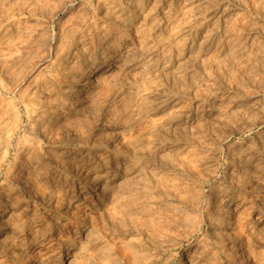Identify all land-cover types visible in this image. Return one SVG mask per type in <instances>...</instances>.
<instances>
[{
	"label": "rangeland",
	"instance_id": "1",
	"mask_svg": "<svg viewBox=\"0 0 264 264\" xmlns=\"http://www.w3.org/2000/svg\"><path fill=\"white\" fill-rule=\"evenodd\" d=\"M262 4L0 0V264H264Z\"/></svg>",
	"mask_w": 264,
	"mask_h": 264
},
{
	"label": "bare ground",
	"instance_id": "2",
	"mask_svg": "<svg viewBox=\"0 0 264 264\" xmlns=\"http://www.w3.org/2000/svg\"><path fill=\"white\" fill-rule=\"evenodd\" d=\"M183 2V1H182ZM189 6V5H188ZM196 6V5H195ZM210 6V5H209ZM233 6V5H232ZM203 8V7H202ZM221 11V10H220ZM61 12V11H60ZM207 12V11H206ZM227 35V34H226ZM234 39V38H233ZM233 45V44H232ZM120 64V63H119ZM91 87V86H90ZM82 90V89H81ZM74 102V101H73ZM235 108V107H234ZM58 114V113H57ZM56 117V116H55ZM58 120V119H57ZM54 121V120H53ZM242 157V156H241ZM249 162V161H248ZM143 163V162H142ZM262 163H263V161H262ZM126 164V163H125ZM94 166V165H93ZM259 166V165H258ZM108 169V168H107ZM259 170V169H258ZM137 171V170H136ZM256 171V170H255ZM259 178V177H258ZM120 180V179H119ZM99 181V180H98ZM262 188V187H261ZM93 191H96V192H99L100 191V186H98V185H95V186H92V188H91ZM235 196V195H234ZM216 198V197H215ZM243 202V201H242ZM102 204V203H101ZM261 204V203H260ZM261 213V212H260ZM257 232V231H256ZM261 237V236H260ZM263 237V236H262ZM247 240V239H246ZM236 241V240H235ZM242 244H244L243 242H242ZM240 245V247H239V250L240 251H242L243 253H246L245 251L247 250V246H243V245ZM245 245V244H244ZM238 250V251H239ZM240 253V252H239ZM247 254V253H246ZM249 254V253H248ZM243 256V255H242ZM249 258V257H248ZM255 259H256V257H255ZM182 262L180 263V264H184L185 263V261L184 260H181ZM249 262H247L246 264H254V262H253V260L251 259V260H248ZM187 262V261H186ZM256 263H258V262H256Z\"/></svg>",
	"mask_w": 264,
	"mask_h": 264
},
{
	"label": "clouds",
	"instance_id": "3",
	"mask_svg": "<svg viewBox=\"0 0 264 264\" xmlns=\"http://www.w3.org/2000/svg\"><path fill=\"white\" fill-rule=\"evenodd\" d=\"M260 7L264 8V4L260 5ZM262 36H264V33H262ZM65 247L68 248L69 251L72 250V248L74 247L73 237H71V236L67 237ZM14 264H27V262H26V260H24L22 258H17V260L14 262Z\"/></svg>",
	"mask_w": 264,
	"mask_h": 264
}]
</instances>
